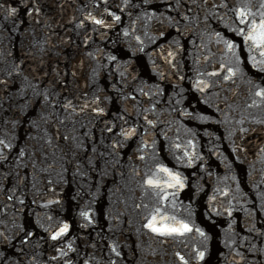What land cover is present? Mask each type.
<instances>
[{
	"label": "snow or ice",
	"instance_id": "snow-or-ice-1",
	"mask_svg": "<svg viewBox=\"0 0 264 264\" xmlns=\"http://www.w3.org/2000/svg\"><path fill=\"white\" fill-rule=\"evenodd\" d=\"M12 11H15V9H13ZM97 23H100V21H97ZM261 27H262V29H264V24H262ZM259 36H260V39H261L262 41H264V31H261V33L259 34ZM251 38H252V39H255L256 37H251ZM262 54H264V53H262ZM262 94H264V93H261V92H258V93H257V95H262ZM149 183H151V181H149ZM149 227H151V225H149ZM184 228H185V230H187V226H186V225L184 226ZM158 230H159V229L153 227V231H158ZM167 231H169V232H175V231H177V229L172 228V229H168ZM201 255H202V254H201Z\"/></svg>",
	"mask_w": 264,
	"mask_h": 264
}]
</instances>
